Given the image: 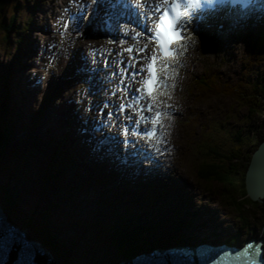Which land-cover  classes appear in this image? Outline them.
I'll use <instances>...</instances> for the list:
<instances>
[{"label":"rangeland","instance_id":"obj_1","mask_svg":"<svg viewBox=\"0 0 264 264\" xmlns=\"http://www.w3.org/2000/svg\"><path fill=\"white\" fill-rule=\"evenodd\" d=\"M37 1L43 2L44 5L47 6V8H50L54 0H48V1L5 0L7 6L6 8L0 10V18L2 17V20L3 19L5 20L4 21L5 26H7L8 28L10 26L11 29L10 28L9 29L12 30V32L8 34V32H6V30H4L0 25V131L2 129V131H4L6 136L8 137L6 146L4 147L0 146V162L7 163L1 167L0 178L4 179L5 181H9V184L11 185L12 183L14 185L18 183L20 187L19 190L14 185H12L15 188L14 190L7 189V191L3 193L4 197L3 198L0 197V205L3 207V210H5V214L8 220L10 222L13 221L12 223L20 226L22 229H26L28 232L27 235L29 236L30 239L37 240V242L40 240L39 242L42 245L45 242L49 243L50 240L54 239L56 247L58 249H56L57 253H53V255L59 261L63 262L61 260L62 259L61 252H64L66 257L69 256L70 258L69 260L71 262L66 264H115L116 262H120L123 261V259L129 258L125 254V251H123L122 247L119 248L118 244L115 243V245H117L116 247H118L117 250L116 247L112 244L111 238L113 234H109V228L107 229L106 227L107 222H111V226L113 224L114 227L117 224V219H116L117 216L127 217L128 212L133 213L137 205L138 206L141 205L142 208L140 209V211L144 216L147 217H149L154 212V214L156 213L157 215V213H159L160 215L153 217L163 218V214H164L163 210L164 208L167 207V209L168 208L172 209L174 212V216L169 217L173 221H176L178 223H182V222L189 223V220L191 221L192 218L190 217L191 219L188 218L187 220L180 218L179 215L181 217H184V214L179 213V211H181L179 207L174 202L171 203L166 199H162V200L166 201L167 203H161V204L157 203L159 208L158 209L155 208L154 204L157 201L156 198H160L159 196H155L154 200L151 201L147 200L144 203H142L141 201L139 203H131L125 200L123 197H121V198H116L117 206L116 205H112V207L109 206V204H107L108 203L107 201L102 200L103 198H105V195L102 196L100 194H97L98 191H96L95 188L85 187L83 184L86 183L85 180H87V178L86 177L83 178L80 175H77V173L74 172L75 167H72L73 169L71 167H68L69 163L74 162V160H70L71 159L70 156L67 157V159L59 157V154L61 150L64 148V146L62 140L57 141L58 136L47 134L46 137H42V136H38L37 127H33V128L28 127L27 129L24 127L16 128L12 126V119L9 113L10 106L8 104V100L10 101V96L5 92L6 90L8 91L7 89L8 80L5 81L3 79V77L9 79V74L11 73V71L9 69V71L6 72V69L3 66L2 62L8 65L11 63L12 60H15L13 59L15 55L18 56L20 53L25 52L24 49L22 48V45L25 44L27 40L26 36L28 35V32L25 33V31H27V27L29 25L28 23H30L32 27L35 18L36 19L35 22H37V24H41L40 21L37 19L40 15L34 17V15L32 14V12L36 13L37 11L35 9V5L37 4ZM69 1L72 2L71 0ZM49 13L50 14H48V16L51 15V12ZM14 20H15V25L14 28H12V22ZM40 30L41 29L35 28L33 31L34 37H32V40L35 39L37 45L39 44L38 42L39 38L42 36L45 37L44 38L45 44L49 42L50 36H47L45 34L41 35V33L39 35L38 32ZM45 44L44 45L41 44V47L43 48ZM38 51L39 48L38 46H36L35 51L31 53L32 56H35ZM63 56L64 58H66L65 55ZM29 57H31L30 54ZM235 57L236 59L234 60L235 61L234 63L236 64L240 63V61L246 58V57L242 58L239 54L235 55ZM20 58H26V57L20 56ZM47 60L49 63L50 59L47 58ZM16 62L18 63L20 62V60H16ZM258 69L260 70L261 68ZM30 71L31 69L26 71L27 75L28 73L30 74ZM221 78L223 79L221 81L223 85L224 84L232 85L233 82L227 83V80H224L226 78L224 75H221ZM24 79L25 77L21 76V81H24ZM262 90L263 91H260V94L264 95V88ZM248 92H250V88L247 90L246 93ZM256 94L257 93H254L251 97L244 94L245 98L243 99V97L241 95H238L235 92V90H232L228 87H225L224 92H222L221 94L207 93V99L204 102L208 107L207 109L208 118L207 116L206 117H203L201 115L199 116L198 133L204 131L205 129L207 131H211L212 129L211 125L214 122H216L217 118L220 119V116L218 117L219 113L222 114V117L225 116L227 118V122L228 121L230 123L235 122L236 125L235 124L234 125L237 126V129H239V131L244 130L245 132H247L249 131V129L252 131L251 134L249 135V138L247 140L248 144L246 145L245 152L242 156L245 159L247 158L248 162L246 160H243L241 163V167L243 168L242 170L244 172L243 175H245V183L253 155L264 144V96L260 100H256L254 98L255 97L254 95ZM187 95L188 92H186L185 94H181L180 97ZM67 97L68 96L66 95L60 97L61 103L67 102L66 101ZM254 99L256 100L255 102L258 101L263 102L261 103L262 105L261 107L263 111L258 112V114L254 116L253 123L251 126H249L250 123L247 122L248 121L247 118L249 117L248 107L250 103L248 102L252 100L254 101ZM54 107L55 106H52L50 107V109L47 110L52 112ZM211 111L217 112L216 114L217 118L213 116ZM181 112L182 115H185L186 113L185 103H182ZM30 117L33 118L32 116ZM212 119L214 120L212 121ZM63 122L64 121H62V123ZM54 123L55 122L52 119L50 125L53 128H54ZM39 125L40 124H38L37 126ZM63 128L65 129V132H67L66 128L65 127ZM5 129L8 131V135ZM228 132L230 133V136L236 135L238 133L236 130H229ZM34 135H37L38 140L40 142H44L45 144L48 145L50 149L46 153L43 154V147L38 142H37V146L35 145V147H33L34 144L32 145V142L28 143L30 139H33ZM220 135L215 134V136L219 138L218 139L219 147L215 148L216 153L221 154L220 162L222 164L225 163V166L227 168H234L232 166L233 164L228 160V158L229 159L231 158L230 155H231V150L233 148L232 141L230 140L226 141L227 139H224L223 137L224 134L223 135L220 134ZM186 136L187 133L182 137L188 138V136L187 137ZM195 136H198V134H195ZM199 137L195 139L197 142ZM177 139H178L177 136H175V140ZM222 139H224V142L225 141L226 142L223 143ZM196 141H194L195 148L193 152H192L193 145L192 147H190L189 146L190 144H188L187 146L185 145V147L183 148V154H185V158L183 157V159L185 160H183L181 163L184 165L185 164L189 165L187 167L188 172H186L185 175L188 178L187 184L189 186V189L191 190L190 192L188 189H185V192H181V194L184 195L185 202L187 199H190L189 201H199L198 198L195 196L197 194L203 193V189H202L203 186L194 185L192 182L194 180L193 178H191L193 172L196 170L194 169V167L190 165L199 164V162L196 161V157H195V149L197 144ZM202 142L204 143V141ZM18 152H21V154L19 155ZM47 159H51L52 163H55V165L57 164V168H58L57 180L55 182V186L51 188H49V185L51 186L52 183L47 184L46 176H45V171L48 170V167L45 166ZM65 166H67V168H65ZM201 166L202 165H200V167ZM201 168L202 169L200 173H202L203 170L208 171V168L206 166H202ZM237 170L239 171L241 169H237ZM242 170L240 173H242ZM18 173H20V175H18ZM48 181H52V180H48ZM198 183L204 184L200 181H198ZM0 187L2 188V190H4L3 185H1ZM227 188H224L223 186H219V185L217 188L216 186H214V184H207L204 186V189L206 190H211V189L215 190V192H217L219 196L216 195V197L214 198L210 196L204 197V199H208L207 200L209 202L208 205L211 206V208H207V210L205 211H203L204 210L203 206L198 203L197 208L201 209L199 211L201 216L200 219L202 220H198L197 222L200 224L206 223L215 227L217 236L216 237L212 236V239L210 238L212 241L213 239L220 240L222 238L221 240L229 239V242H234V240L232 239L234 236L237 235L239 236L237 241V244L239 245H241L242 242L244 243L246 240L249 239L264 241V198L258 202H254L255 203L254 207L248 209V213H246V216L248 215L247 217H250L252 220L250 219L247 220V218H244L246 220L244 221L241 220L240 216L232 210H228L226 208L225 210H221L220 208L221 206L219 205V203L221 202L222 205H224L223 197L225 196L224 194ZM92 189L95 190L94 194L92 192ZM86 190L87 192H85ZM192 191L194 192V195H191ZM7 192L21 193L20 196L22 197L20 201L18 196L15 197L17 199L15 201L21 202L19 204L21 205V208L24 209L25 212L26 211L29 212V214L27 213L28 215L24 219L25 220L24 222L23 221L19 222L17 220L16 223V218L18 216L16 215L15 209H13L10 206L12 202H9L7 200L10 199L11 197L9 194L7 195ZM44 194L47 195L46 199L43 198ZM96 196L97 197L99 196L101 198L99 199ZM114 196L115 195L113 194L112 196H110V198H113ZM88 199H90V202H87ZM68 201L71 202L73 205L68 206ZM96 201H100L101 205L100 203L97 204ZM121 202H124L125 205L122 204ZM39 207H41V212L43 213V216L41 217H39L36 212ZM50 209H51V214L49 216L48 211H50ZM190 209L193 210L190 206L186 205V211H189ZM211 209L212 212L213 211L215 212V217L210 216L209 213H208L209 214L208 217L207 216L204 217L206 211ZM191 210L189 212H192ZM147 213L148 215H146ZM137 214H139V212ZM206 218L207 220H205ZM30 219L32 221H30ZM178 219H180V221ZM82 221L86 222L87 226H85V224L82 223ZM133 221H135V219L129 216L125 219L124 222L131 224ZM165 223L166 222L164 220H155V222L151 223V226L153 229L154 226L158 227ZM200 224L192 223L193 227H191V229L186 230L187 232L186 234H189V232L192 231L199 230L198 225ZM132 225H134V223L131 224L130 226ZM143 226L148 227L149 225L144 221ZM48 227H50V229ZM47 228L49 230L48 234L46 230ZM168 228H170L168 234L172 235L173 238H175L174 236L177 235L176 230L179 229V224H175V226H169ZM161 229L163 228H157L154 231V233L151 232L152 234L148 231V233L142 238H147V239L151 238V242L161 243V240L158 239L157 236L155 235V234L161 235L162 233H164L163 230ZM172 229L173 232H171ZM174 232L176 233L175 235ZM191 234L192 233H190V235ZM219 235L221 237H219ZM205 239H209V238L205 237ZM175 241L176 239L173 240L172 244H177L175 243ZM79 242H81L80 246H82L80 248L81 253L74 252L78 249V248L76 250L74 249L75 247H77L75 244L79 245ZM136 245H140V247L137 246V249L140 252L142 250L141 247L144 248L143 247L144 241L140 239L138 243L135 245H126L125 249L130 250V247L134 248Z\"/></svg>","mask_w":264,"mask_h":264},{"label":"bare ground","instance_id":"obj_2","mask_svg":"<svg viewBox=\"0 0 264 264\" xmlns=\"http://www.w3.org/2000/svg\"><path fill=\"white\" fill-rule=\"evenodd\" d=\"M71 1L72 2L70 3V6H69L70 8L73 7L75 2L83 5V4L87 3L89 0H71ZM39 2H41V1L37 2V4L35 5V9L37 11L39 9H41V10H39V12H36V13L32 12V14L34 15V17H37L40 15L37 19L40 21L41 24H37V22H35V20H36L35 18H34V22L32 24V27H31L30 23H28L29 28L27 27V31H29V33L26 36L28 43H25V44H23L24 42L22 43L23 44L22 48L24 49V51L26 53L23 52V53H20L18 55V56L24 55V53H25L24 57H26L27 59L18 57L17 60H20V62L17 63L16 60H12L13 62L11 61V63L8 65H6V63L2 62L3 66L6 69V72H8L9 69L11 71V73L9 74V80H8V87H7L8 91L6 90L5 92L7 94H9V96H10V101L8 100V104L10 106L9 113H10V116L12 119V126L16 127V128H18V127L23 128L24 127L27 129H28V127H31V128L37 127V129H38L37 134H38V136H42V137H46L47 134H52V135L58 136L57 141L62 140V143L64 146V148L61 150V152L59 154V157L67 159V157L70 156V158H71L70 160H74L73 163L68 164V167H71V168L75 167L74 172L77 173V175H80L83 178L84 177L87 178V180H85L86 183L83 184L85 187L94 188V186L96 185L95 183L94 184L91 183L92 179L95 178L91 174V172H95L97 175L98 181H101L104 184V182H105L104 177H107V176L111 177L113 174L117 173V172H114V169L116 166L120 165L122 168H124L126 171H128L133 178H137L141 182H143V180H149L150 185H148L147 188L150 191V194L152 196L151 200H154L155 196H159L160 198H156L157 201L155 200L156 203H158V204L167 203L166 201L162 200V199H166L167 201H170L171 203L174 202L179 207V209L182 210L183 205H182V207L179 205L181 203L180 199H178V198L173 199L172 197H169V196L167 198L165 193L163 192V190L166 187L164 188L162 186V184L163 183H169L170 185H175L176 187L179 188L178 190L180 192H184L185 189H188L187 184L185 182H183V181H185V178L183 176L180 177L177 174L173 175L172 174L173 172L171 171V170H173L172 167H167V168L164 167L166 169L165 172L163 171L164 174L159 173L158 170L153 171L151 169V166L153 165L152 160H154L155 157L152 153L148 152L147 154H142L141 157H145V160L142 162H136L134 167L132 165H127V164H125V165L115 164L112 168V172H110L107 170L109 160H110V156H108L106 154L104 147H101V149L97 152V157H96V155L92 154L87 149V142H83V139H87L90 137L87 134H85V136H84V135H81L78 133L79 131L81 133H83L84 130H79L80 123L78 121H76L77 117H75V114L73 111L75 110L76 106L77 107L82 106L81 111L84 113V118H86V112L89 109H92V111H93V108L88 107V106L86 107L85 98H81L82 97L81 93H80V91L77 90L76 86H74V87L73 86H67V92L63 91L62 96H59V97L57 96L58 92L60 93V89H58L59 83L69 82V81H79L80 74L75 73V71H76V68L74 67L75 62L71 59L68 60L67 59L68 57L64 58V56H62V53L59 51V45H58V42L62 43L61 40H58V39L50 36L49 42L46 43L43 48L41 47L42 43H39L37 45L35 39L32 40V37H34L33 31L35 28L43 30V31L40 30L38 32L39 35H40V33H41V35H43V34L47 35L46 31L55 29V26H56L55 17H57L59 14H61V16H63V13H61L62 12L61 6H60L61 3L59 4L58 0H54L52 2V6H50V8H47V6L44 5L43 2H42L43 5ZM118 5L123 6L121 3H119ZM32 9H33V7H32ZM49 12H51L50 16H48V14H50ZM122 12L125 13V11H122ZM134 19L136 21H138V23H140V19H141L140 17H135ZM29 20H30V18H29ZM211 30L216 31L215 29H211ZM256 30L258 32L264 31V19L263 18H261L257 21ZM27 31H25V33ZM231 36H233V35H231ZM44 38L45 37H43V36L40 37L38 42L39 41L44 42L45 41ZM31 40H32V42H31ZM71 43H72V39L67 41L66 44H64L65 47H64L63 51H65L68 54L71 53V55H73L75 57L81 56V55L77 54V52L80 50L79 49H73L70 46ZM83 44H80L81 50L83 53L85 52V50L86 51H88V50L92 51L91 47H88L86 49V44L85 43H83ZM36 46H38L39 51L37 52V54L35 56H32L31 53H33L35 51ZM231 51H232V49H231ZM231 51L228 50L229 53H231ZM29 54L31 57H29ZM16 56L17 55H15L13 59H16ZM47 58L50 59L49 63H48ZM229 59H230V61H229ZM229 59L224 58V61L226 63L230 64L233 61H232V58H229ZM236 66H238V65H235V67H233V68L237 69ZM246 67H248V65H246ZM34 68L35 69L37 68L38 70H36L35 72L30 71V74L28 73V75H27L26 71H28L30 69L32 70ZM42 68L47 70V72L45 70H43ZM246 73L247 72L244 70L243 73H241V75L246 74ZM47 74H50L51 77L49 76L48 79L46 80L45 75H47ZM167 74H169V73H167ZM21 76L25 77L26 79H24V81H21ZM11 78H13L15 81L13 82L11 80ZM220 79L223 80L221 78V76H220ZM234 79H235V77H232L231 79H227V83H230ZM167 81H168V85H169L167 90H169V88L171 86L174 87V91H173L174 94L172 97V99L174 101L172 102L171 107L176 108L177 104L175 101H176L177 95L181 94L180 90H181V88H183V86L185 87L188 84L187 83L188 80L182 79L180 77H177L174 79L172 75H169L167 78ZM35 84H37V85H35ZM40 84H45V87L49 86L48 87V93H47L48 98L45 97V91H42ZM186 87L189 88V86H186ZM219 87H223V88L228 87L230 89H237L235 87L234 82L232 83V85H229V84L223 85L220 82ZM188 88H186V90H188ZM65 95L68 96L66 99L67 102L61 103L60 100L59 101L54 100L55 97L57 99V98L65 96ZM206 96L207 95L203 96L201 94H197L198 98H200V97L206 98ZM88 102H89V100H88ZM88 102H87V104H88ZM190 104L193 106V103H190ZM52 106H55L52 112L47 110V109H50V107H52ZM84 107H86V108H84ZM3 112H4V109H3ZM28 114L30 116H32L33 118H31ZM34 115H37V116L34 117ZM98 117H99V114L97 112H93L88 116L87 122H88V124H90V126L93 129L98 130L96 132V134L100 135L99 130L108 131L109 129L106 127H101L99 129L100 123L98 122ZM52 119L55 122L54 128L50 125V122L52 121ZM62 121H64V122L62 123ZM168 121H169V119H168ZM48 123L50 126L48 125ZM38 124H40V125L37 126ZM63 127L66 128L67 132H65V129ZM181 138L182 137H180V140H181ZM7 140L8 139L6 138V142H7ZM90 140H92V139L90 138ZM37 141L43 147V154L46 153L50 149L47 144H45L44 142H40L38 140L37 135H34L33 139H30L28 141V143L32 142V145L34 144L33 147H35V145L37 146ZM170 141H172V139H170ZM18 154L20 155L21 152H18ZM168 159H169V162L172 165H174L177 169L181 167L180 160L177 159L175 157V155L169 156ZM76 163H78V165H79V168H80L79 172H76V169H77L75 166ZM115 163H119V161L115 160ZM5 164H7V163L0 162V173H1V167ZM154 164H156V163H154ZM45 166L48 167V170L45 171L46 183L47 184L52 183L51 186L49 185V188H51V187L55 186V182L57 180V173H58L57 164L55 165V163H52L51 159H47ZM146 166L148 167V170L143 169ZM161 168H163V167H161ZM259 169L260 168L257 166L256 168L252 169L251 174L248 175L249 181L254 183V186H255L254 191L256 193L258 191L264 192V174ZM263 170H264V168H263ZM70 172H71V170H70ZM119 176L123 177L121 179V181L122 180L125 181V183H123L124 184L123 186L120 183H118V181L116 182V178L114 176H112V179H110V181L108 182L109 187L114 189L113 194L116 196V198L123 197L125 200H127L131 203H139L140 202L139 199H137L135 197V192L137 190H139V188H135L131 191V190H129L130 188L127 187V185L134 187L136 185V181L132 180V178H130V177H126L124 174H120ZM0 177H1V174H0ZM48 180H52V181H48ZM86 184H87V186H86ZM1 185L4 186V190H2V188L0 187V190L2 191V192L0 191V197H2V198L4 197L3 193L6 192L7 189H12V190L15 189L11 184H9V181H5L4 179L0 178V186ZM182 185L186 186L184 188V190L182 189ZM98 186H100V184ZM152 186H155V188H153ZM176 190H175L176 194H179L178 190L177 191ZM104 192L107 193V188H106V190H104ZM12 193L14 195L18 196L19 201H20V199L22 197V196H20L21 193L20 192H18V193L12 192ZM46 194L43 195L44 199H46V196H47ZM191 195H194L193 191H192ZM195 197H197V195ZM145 199H148V197ZM15 200H17L15 197L10 198V201L12 202L10 204V206L13 209H15L16 215L18 216L16 218V223H17V220L19 222H22V221L24 222L25 221L24 219L29 214V212H27V211L25 212V210L21 208V205H19L21 202H18V201L16 202ZM24 202H26V201H24ZM87 202H90V199H88ZM121 203L125 205L124 202H121ZM131 203H128V204H131ZM72 205L73 204L68 201V206H72ZM52 208H54V207H52ZM203 211H205V210H203ZM4 212H5V210H4ZM36 212H37L39 217L43 216V213L41 212V207H39ZM48 212H49V216H50L51 209ZM163 213H164L163 217H166V218L174 216L173 210L169 209V208L167 209V207L163 210ZM208 213L210 214V216L215 217L214 211L213 212L212 211L211 212L206 211V214L204 217H206V216L208 217L209 216ZM139 214H142V212L139 211ZM146 215H148V213ZM145 217H147V216H144V219H145ZM116 219H117L116 225H119L121 223H125L124 222L125 220H121L122 216H117ZM183 219H186V218L183 217ZM56 220H58V219H56ZM12 222L13 221H11L10 223L13 226H15L16 228L22 229L20 226L14 224ZM26 233H28L27 230H26ZM185 233H187V232H185ZM190 233H192V232H189V235H190ZM43 235H45V234H43ZM27 237L29 240L37 242V240L30 239L28 235H27ZM205 237H206V235L201 236V238H203V242L205 244H208L211 246H219L217 243H216V245L213 244V242H217L216 240L213 239V241H212L210 239H205ZM176 238L178 239V237H176ZM210 238L212 239V236ZM172 239L174 240V238H172ZM195 239H194V242H196V241L198 242V240H200V235L196 234ZM254 240H255V242L259 241L256 239H254ZM39 241L37 243L42 245ZM194 242L192 241L191 244H194ZM220 244L221 245H225V244L231 245L232 247H235L238 249H242L244 247L243 242L241 243V245L237 244V242L234 244V242H229V239L228 240H221ZM149 245H147V246H149ZM42 246L47 249V251L54 257V259L59 264L71 263L69 260L70 259L69 256L66 257L64 252H61V258L62 259L59 257L63 262L59 261L53 255V253H57L56 249H58V248L56 247V244L54 247V245L52 244L51 241H49V243L45 242ZM166 246L169 247V244H166ZM173 246H175V247L183 246V244H173ZM173 246H170L169 248H173ZM62 248H63V246H62ZM141 249H143V248L141 247ZM145 253H149V252L143 251L140 253V255L145 254ZM134 258L135 257L123 259V261L116 262L115 264H119L121 262H124L125 260H131ZM263 258H264V248H263Z\"/></svg>","mask_w":264,"mask_h":264},{"label":"snow or ice","instance_id":"obj_3","mask_svg":"<svg viewBox=\"0 0 264 264\" xmlns=\"http://www.w3.org/2000/svg\"><path fill=\"white\" fill-rule=\"evenodd\" d=\"M209 3L214 2V0H208ZM95 3V0H93ZM199 4V0H162L155 5L150 7L152 14V23L151 26L145 27V31L148 35V42H155L159 45L160 51L163 53L164 59L168 60L170 57H176L178 59L179 55L182 52H177L172 45H179L183 50H186L184 47V41L186 39L185 25L187 23V18L193 15L194 8ZM112 43V41H109ZM125 52L131 54L134 49L129 47L124 49ZM147 52V43L144 48L137 50V55L132 56L128 62V66L135 69L129 76L132 81L137 82L142 87H137L134 92H132V101L136 104H139L140 100H147L153 95L155 89H163L167 92L169 85L161 80L157 73V63L158 56L155 52L148 53L147 60L148 63L143 67L136 68L137 64L142 63V60L139 58L141 53ZM133 61L135 63H133ZM168 65H165L167 68ZM143 77L140 80H137V77ZM123 83V80L121 81ZM130 90V88H129ZM139 94V95H137ZM131 107V105H129ZM119 110H124V105L119 106ZM145 110L152 111V105L146 104ZM111 115V114H109ZM164 114L161 112H156L155 119L152 123H159ZM146 119L141 117V120ZM137 125L140 121L136 122ZM127 134V130H125ZM150 135H155V129L153 128ZM252 246L247 245L243 250L237 251L234 255L230 252H225L224 255L220 257L221 262L230 261L231 264H245L248 260V253L251 250Z\"/></svg>","mask_w":264,"mask_h":264},{"label":"trees","instance_id":"obj_4","mask_svg":"<svg viewBox=\"0 0 264 264\" xmlns=\"http://www.w3.org/2000/svg\"><path fill=\"white\" fill-rule=\"evenodd\" d=\"M0 10H2L3 8H6L7 4L5 2V0H0ZM13 17V16H12ZM3 21V22H2ZM5 20H2V17L0 18V25L1 27L6 30V32H8V34H10L12 32V30H10V26L9 28L7 26H5ZM15 25V20L12 22V28H14ZM256 100H260L261 98H263L264 95L260 94V92H258L256 95H254ZM245 98V97H244ZM243 98V99H244ZM254 99V101H249L248 103H250L249 105V109L251 112L250 117H248V121L250 122V126L252 125L253 121H251L256 114H258V112H262V105L261 103L263 102H255L256 100ZM5 131H7L5 129ZM251 130L249 129V131L245 132L243 131H238V133L236 135L231 136L230 139H227L226 141L230 140L232 141V150H231V158L228 160L233 164L232 166L234 168H227L225 166V163H221L220 158H221V154L220 153H216V150H212L213 152V156H211L209 159H207V157H205V161L203 160L201 162L202 166H206L208 168V171H202L201 172V167L198 169V171L196 172V175L198 177V179L200 181H202L204 184H214V186H216L218 188L219 186H223L224 188H227L226 192H225V196L223 197V203H224V208L228 209V210H232L234 212H236L241 220L246 221L244 218H247V220H252L250 217L246 216V213H248V209L251 207H254V202L248 197L247 191H246V183H245V175L243 172V168L241 167V163L243 160L247 161V158H243V154L245 152V147L248 144L247 140L249 138V135L251 134ZM229 134V132H228ZM7 135H8V131H7ZM6 138L8 139V137L5 135V132L0 131V146L4 147L6 146ZM8 141V140H7ZM225 141V142H226ZM207 159V160H206ZM248 162V161H247ZM250 162V161H249ZM200 165V164H199ZM236 169V170H235ZM237 169H241V170H237ZM245 169V168H244ZM238 171V172H237ZM10 195L11 197H16V195H14L12 192H7V195ZM10 197V198H11ZM9 202L10 199H7ZM180 212V211H179ZM245 216V217H244ZM180 218H183L179 215ZM243 217V219H242ZM183 223V222H182ZM134 225L130 226V224L128 223H121L119 225H116L112 228L111 230V234H113L111 240H112V244L116 247L118 244L119 248L122 247L123 251H125V254L130 258L132 257L136 251H137V246L140 247V245H136L134 248L130 247V250H126L125 246L126 245H135L138 243V241L140 240L142 233L139 229V227H133ZM50 229V227H48ZM48 228L47 230V234L49 233ZM170 228H168L167 230L169 231ZM58 230V229H57ZM173 232V229L172 231ZM177 235L174 236V240L177 239L176 237H178L179 241H184L186 240V236L185 234H182V232L176 230ZM174 232V235L176 234ZM238 235L234 236L232 240H234V242L236 243L238 241ZM52 242V244L55 247V240H50ZM116 249L118 250V247H116ZM136 250V251H135Z\"/></svg>","mask_w":264,"mask_h":264},{"label":"water","instance_id":"obj_5","mask_svg":"<svg viewBox=\"0 0 264 264\" xmlns=\"http://www.w3.org/2000/svg\"><path fill=\"white\" fill-rule=\"evenodd\" d=\"M257 166L260 168L259 170H261L264 174V170H263L264 144L253 155L252 162L250 164L249 171L246 176L247 194L253 202H258L264 198L263 191H258L257 193L254 191L255 189L254 183L250 182L248 177V175L251 174L252 169L256 168ZM192 245L190 246L186 245L185 246L186 250L184 251H188V252L191 251ZM206 245L207 246H205L204 248L198 247L199 251L201 252V255H203L204 257L210 258L211 254L215 251L214 247L221 248L220 246H211L208 244ZM250 245L252 246L253 251H257V254L263 257V245H264L263 240H259L258 242L252 240ZM177 248L182 249L183 246H177ZM233 248L234 250H236V252L243 250V248L242 249H238L235 247ZM172 251H175V249H172ZM180 253H183L182 250ZM148 254L149 253L141 254L138 257L129 260V262L124 261L123 263L121 262L119 264H144L141 261V258L148 256ZM250 256H251V252L248 253V257ZM253 258L256 259V257L254 256ZM0 264H59V263L54 259V257L47 251L45 247H43L37 242L29 240L25 229H19L13 226L8 221V218L3 208L0 205Z\"/></svg>","mask_w":264,"mask_h":264}]
</instances>
